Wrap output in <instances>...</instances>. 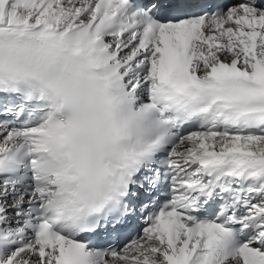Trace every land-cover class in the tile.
Returning <instances> with one entry per match:
<instances>
[{
  "label": "snow or ice",
  "instance_id": "1",
  "mask_svg": "<svg viewBox=\"0 0 264 264\" xmlns=\"http://www.w3.org/2000/svg\"><path fill=\"white\" fill-rule=\"evenodd\" d=\"M0 264H264V0H0Z\"/></svg>",
  "mask_w": 264,
  "mask_h": 264
}]
</instances>
